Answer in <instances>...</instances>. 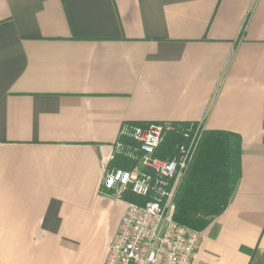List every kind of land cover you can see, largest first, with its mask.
Returning <instances> with one entry per match:
<instances>
[{"label": "crops", "instance_id": "0c3cea01", "mask_svg": "<svg viewBox=\"0 0 264 264\" xmlns=\"http://www.w3.org/2000/svg\"><path fill=\"white\" fill-rule=\"evenodd\" d=\"M151 122L237 135L191 264H264V0H0V264H104L103 172Z\"/></svg>", "mask_w": 264, "mask_h": 264}, {"label": "built area", "instance_id": "2783aa9c", "mask_svg": "<svg viewBox=\"0 0 264 264\" xmlns=\"http://www.w3.org/2000/svg\"><path fill=\"white\" fill-rule=\"evenodd\" d=\"M195 123L186 131L170 122L120 126L113 151L128 167L105 169L101 187L125 202V212L104 264H191L194 260L201 232L173 220V196L201 131L200 123ZM171 134L187 138V144L175 146L172 156L158 157L156 152Z\"/></svg>", "mask_w": 264, "mask_h": 264}, {"label": "trees", "instance_id": "16d2710c", "mask_svg": "<svg viewBox=\"0 0 264 264\" xmlns=\"http://www.w3.org/2000/svg\"><path fill=\"white\" fill-rule=\"evenodd\" d=\"M133 124L144 126L147 123ZM189 124L174 123L183 131ZM187 142L188 139L182 135L171 134L164 141L163 148L168 150V156H172L175 146ZM238 147V137L233 133L200 131L187 169L173 196V220L177 224L201 231L214 217L223 213L232 192V158ZM127 167L128 163L125 164ZM126 198L135 201L133 196Z\"/></svg>", "mask_w": 264, "mask_h": 264}]
</instances>
